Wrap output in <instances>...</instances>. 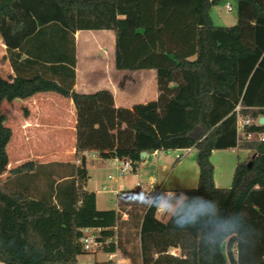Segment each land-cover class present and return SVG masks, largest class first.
Here are the masks:
<instances>
[{
	"label": "trees",
	"instance_id": "16d2710c",
	"mask_svg": "<svg viewBox=\"0 0 264 264\" xmlns=\"http://www.w3.org/2000/svg\"><path fill=\"white\" fill-rule=\"evenodd\" d=\"M229 1L237 24L221 27L210 15L218 0H0V36L16 73L12 81L0 77V175L9 165L12 138L2 104L39 93L72 99L79 161L52 164L58 171L49 174L52 165L30 161L1 181L6 183H0V263L78 264L84 255L82 229L114 236L119 213L99 211L95 193L86 190L93 161L86 154L140 163L143 152L195 148L198 187L175 193L179 204L166 222L156 216L155 201L162 194L149 204L140 220L141 263L264 264V141L240 140L235 113L240 106L254 121L246 132L264 135L258 124L264 116V0ZM50 28L60 35V46L30 47ZM83 30L113 31L117 69L155 70L159 98L126 109L115 107L109 91L75 92L74 34ZM23 53L28 57L21 67L34 69L28 75L18 74ZM235 149L252 156L237 164L230 188H216L211 154ZM42 173L49 177L44 192L40 185L9 186L13 177L40 181ZM195 197L216 202L220 211L200 214ZM240 212L253 231L237 251L236 237L217 243V227ZM178 219L184 227L176 226Z\"/></svg>",
	"mask_w": 264,
	"mask_h": 264
},
{
	"label": "crops",
	"instance_id": "0c3cea01",
	"mask_svg": "<svg viewBox=\"0 0 264 264\" xmlns=\"http://www.w3.org/2000/svg\"><path fill=\"white\" fill-rule=\"evenodd\" d=\"M218 1V4L213 6L210 12L213 23L215 19H222V14L214 11V9L223 7L224 10H227L226 4L231 2L229 0ZM223 2H225L224 5ZM221 27H226V25L223 24ZM74 41L76 67L73 89L75 92L89 95L99 91H109L113 94L115 107L126 109L159 98L160 93L155 70L124 71L117 69L116 38L113 31H78L74 34ZM0 55L3 60L0 63V77L12 81L16 77V73L10 63L7 48L3 45L2 39L0 40ZM27 57V54L23 53L21 59H18V74L28 75L34 72V69L30 71L21 67L20 63L26 60ZM2 112L5 116V126L12 131V138L6 148L9 165L7 171L2 175L4 181L9 177L11 170L30 161L45 165L57 163L79 164L75 156L77 116L72 99L53 92L39 93L26 100H15L11 103L4 102ZM34 151H46V153L38 156L33 153ZM30 152H32V159H25ZM196 153L197 151L194 148L192 154L181 161H177L175 157L169 159L168 154L165 152L147 154L137 164L135 170L131 172L134 177H137L136 187L127 190L122 183L118 184L115 194L117 196L122 195V197H118L121 199L118 204H124L123 195L129 194L128 192L133 194L138 184H141L144 189H148L149 184L154 182L162 191H173L175 193L197 188L199 167L196 162ZM251 156L249 150L213 151L211 162L214 166L216 188H230L237 164L247 161ZM87 158L95 162L105 161L97 158L94 154H88ZM110 161L114 166H117L115 159ZM56 179L58 178L56 177ZM13 180L9 182L11 183ZM86 190L89 191L88 188ZM178 204L176 205L178 206ZM146 209H144L143 214ZM124 210L119 209V207L116 209L117 212H123ZM139 212L142 213V209H139ZM156 216L158 218V211ZM174 251L175 253L172 252L173 255L179 254V250Z\"/></svg>",
	"mask_w": 264,
	"mask_h": 264
},
{
	"label": "rangeland",
	"instance_id": "374dc122",
	"mask_svg": "<svg viewBox=\"0 0 264 264\" xmlns=\"http://www.w3.org/2000/svg\"><path fill=\"white\" fill-rule=\"evenodd\" d=\"M225 2H223V5ZM233 6L232 11L224 10L223 7L215 8L214 11H218L222 14V19H215V25L226 27L234 26L237 24V13L234 4L230 2ZM221 5V4H220ZM56 29V28H55ZM50 32L47 33L44 37L41 35L36 38V40H32L29 44L30 47H35L38 45L43 47H58L61 44L60 35L58 32L54 30V28L49 29ZM48 30V31H49ZM1 40V36H0ZM38 47V46H37ZM2 56L0 55V63L2 62ZM38 156H42L46 153V151H34ZM168 154L169 159H174L175 153L173 152H165ZM165 154V155H166ZM194 154V153H193ZM162 155V154H161ZM164 155V154H163ZM162 155V156H163ZM32 152L29 153V156L25 159H32ZM44 160V159H41ZM39 161V160H38ZM57 170L58 167L56 165H52L51 167L46 169V173L49 174L50 171ZM88 174L89 180L87 182L86 188L90 192L95 193L96 195V206L99 211H116V209H125L128 219L122 220V214H120V220L118 225V246H119V257L121 258H130L132 259L131 264H142L140 258V242H139V228H140V220L143 215V211L147 206H149L150 201L141 195L134 194H125L124 204L119 203L121 199L118 197H122V195L117 196L115 192L117 191L118 184L122 183L123 187L127 190H132L136 187L137 177L133 176L134 174H126L123 177H118L117 166H114L110 160H105L104 162L100 161H89L88 163ZM109 176H112L113 179H110ZM42 179L40 181L38 179L29 178L28 176L22 175L16 177L13 182L9 184L10 187L23 189L25 187H29L30 189H35L40 185V189L42 192L46 191L49 186V177L46 174H41ZM3 180V176L0 175V182ZM20 186V187H18ZM119 199V200H118ZM169 203L177 206L178 201L174 198H170L168 200ZM139 209H142V213L139 212ZM175 210V209H174ZM172 215V214H171ZM171 215H165L158 212V218L166 222ZM175 253V251L173 250ZM79 263L84 261H93L94 257L81 256L79 257ZM98 261H105L106 257L103 254H98Z\"/></svg>",
	"mask_w": 264,
	"mask_h": 264
},
{
	"label": "built area",
	"instance_id": "2783aa9c",
	"mask_svg": "<svg viewBox=\"0 0 264 264\" xmlns=\"http://www.w3.org/2000/svg\"><path fill=\"white\" fill-rule=\"evenodd\" d=\"M226 8L228 11H232L233 7L230 3L226 4ZM242 109L240 106H237L235 109L236 118H237V135L241 140H254L258 139L260 141H264V135L256 134L252 132H246V128L253 125L254 121L249 116H243L241 113ZM259 124V122H258ZM194 148L180 149L172 151L175 153V159L177 161H181L185 157L192 154ZM88 155V154H86ZM117 164V173L118 177H123L128 173H131L135 170L137 166V162H133L130 159H115ZM110 179H113L112 176H109ZM135 195H143L145 198L149 199L150 202H153L154 199L162 194L166 200L170 198H174L175 192L173 191H162L154 182L149 184L148 189H144L141 184L137 185V189L133 191ZM153 195V196H152ZM119 216L122 214V220H127L128 215L126 211L118 212ZM121 218V217H120ZM119 218V220H120ZM114 236L105 238L102 235L101 229L96 228H85L81 230V237L79 239V243L82 246L83 256H93L95 260L93 261H84L78 264H123V263H132V259L130 258H121L119 257V242H118V225L113 229ZM114 245L116 247L115 252H107L105 249ZM98 254H103L106 257L105 261H98Z\"/></svg>",
	"mask_w": 264,
	"mask_h": 264
},
{
	"label": "clouds",
	"instance_id": "9594fccd",
	"mask_svg": "<svg viewBox=\"0 0 264 264\" xmlns=\"http://www.w3.org/2000/svg\"><path fill=\"white\" fill-rule=\"evenodd\" d=\"M193 199L200 203V207L197 209L200 214H216L220 211L218 204L214 201H206L202 197H195ZM175 207L164 197H159L155 201V208L161 214L171 215ZM244 215H246L244 212L234 213L232 220L218 225L217 232L220 234V238L217 240L218 244L223 243L225 239L232 240L233 237H236L235 245L237 251H239L241 244H248L253 230L242 222L241 218ZM184 225L185 223H181L179 219L177 220V227H184Z\"/></svg>",
	"mask_w": 264,
	"mask_h": 264
},
{
	"label": "water",
	"instance_id": "95a60500",
	"mask_svg": "<svg viewBox=\"0 0 264 264\" xmlns=\"http://www.w3.org/2000/svg\"><path fill=\"white\" fill-rule=\"evenodd\" d=\"M258 122H259V125H264V116L260 117ZM146 155H147V153L143 152V153L141 154L142 159L145 158ZM251 164H252V162L249 163V166H250Z\"/></svg>",
	"mask_w": 264,
	"mask_h": 264
}]
</instances>
